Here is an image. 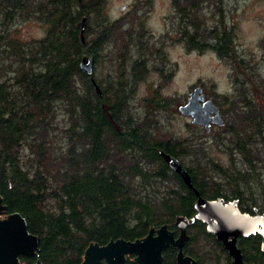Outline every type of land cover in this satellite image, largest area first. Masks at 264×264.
<instances>
[{"label":"trees","instance_id":"16d2710c","mask_svg":"<svg viewBox=\"0 0 264 264\" xmlns=\"http://www.w3.org/2000/svg\"><path fill=\"white\" fill-rule=\"evenodd\" d=\"M208 1L175 0L180 38L195 48L213 39V49L227 56L231 31L226 28L224 0H212L220 22L208 33L191 18ZM105 3L0 0V197L6 214L21 213L29 232L41 237L38 257L20 256L21 263L40 259L43 264H82L91 244L140 240L153 227L174 226L177 216L191 218L195 191L162 152L180 159L201 196L222 192L220 186L208 191L209 184H217L210 181L214 177L208 165L213 171L222 167L203 142L160 141L148 117H135L130 97L147 72L141 34L135 38L129 33L128 44L140 49L132 78L122 70L106 84L96 79L100 52L120 28L105 14ZM31 22L45 27L43 37L22 34ZM84 55L94 59L93 75L81 68ZM147 102L152 109L166 104L163 98ZM221 110L226 117L228 112ZM263 117L261 112L241 115V124L261 119L249 136L243 134L245 125L227 122L213 134L216 143L243 157L246 168L234 172L233 194H239L240 185L252 187L261 176L255 161L262 160L264 151L253 150L251 144L255 134L264 142ZM192 154L197 164L189 167L184 157ZM193 225L200 226L202 235L203 224Z\"/></svg>","mask_w":264,"mask_h":264},{"label":"rangeland","instance_id":"374dc122","mask_svg":"<svg viewBox=\"0 0 264 264\" xmlns=\"http://www.w3.org/2000/svg\"><path fill=\"white\" fill-rule=\"evenodd\" d=\"M174 5V0H106L104 12L120 28L116 31V38L112 37L100 52L96 79L106 84L122 70L131 79L133 63L139 57L140 49L133 46V42L128 44L129 33L133 32L131 34L135 38L141 34L147 72L138 80L130 97L135 117H148L160 141L187 138L193 144L203 142L208 155L222 167V170L213 171L212 165H208L211 168L207 172L214 177L210 181L217 183L209 184L208 191L220 186L221 191L231 194L236 189L234 172L246 168L242 155L239 152L231 154L215 142L213 134L221 129L210 133L204 126L195 129L192 126L197 125L192 124V118L183 115L179 108L188 102L197 86H202L207 97L220 110L222 107L225 113L228 112L226 122L229 126L240 125V117L246 112H261L264 116V0H224L226 28L231 31L230 54L227 56H221L213 49V39H208L206 45H200L202 48L189 46L181 40ZM191 18L199 22L203 31L211 30L220 22L219 7L212 0L208 1ZM191 31L194 33V28ZM22 34L41 38L45 35V27L31 22ZM150 98L156 101L165 99V107L152 109L147 102ZM260 120L252 125L243 122L241 125L246 126L243 134L249 136L253 133ZM259 137L255 134L251 146L253 150L263 152L264 142ZM195 155L184 157L187 166H196L197 163L191 160ZM261 159L255 161L261 176L254 180L264 185V154H261ZM259 185H253V197L262 204L264 193ZM238 187L243 188L242 185ZM249 194L251 196L252 192Z\"/></svg>","mask_w":264,"mask_h":264},{"label":"water","instance_id":"95a60500","mask_svg":"<svg viewBox=\"0 0 264 264\" xmlns=\"http://www.w3.org/2000/svg\"><path fill=\"white\" fill-rule=\"evenodd\" d=\"M87 18H83L81 23V34L85 30ZM81 68L90 75L94 73V59L89 55H84L81 59ZM97 90L99 86L92 78ZM179 110L187 117L192 118L193 125L204 126L207 131L210 130L212 123L219 126L224 124L222 113L219 106H217L212 99H207V94L202 86H197L190 94L188 102L181 105ZM165 161L169 166L177 172L183 181L195 191L197 200L195 202V209L197 211L196 219L207 222L210 217H214L216 224H211V231L218 234L221 239L229 234H238L242 230L247 229V224L251 219L247 215L240 216L244 222L239 225L235 219L228 216V212L211 211L210 207L214 203L201 196L198 189H196L192 182V177L188 170L183 166L180 159L177 157L162 152ZM7 207L3 204V199L0 197V264H22L19 261L20 256L37 258L41 237L29 232L27 222L21 213L6 214ZM191 223L188 217L179 216L176 219V225L181 229V236L175 241L173 234H168V225L165 224L157 230L158 235H154L155 228H152L144 239L136 241H128L125 239H117L110 241L107 245H100L98 243L91 244L85 253V259L82 264H127L126 256L129 254L136 255V261L139 264H162V252L171 243L176 244L180 249L179 260L180 264H186L190 258H184L182 247L186 241V227ZM248 232V231H244ZM237 257V262L240 263V255L233 250V245H229ZM35 264H43L39 259ZM195 264V263H193Z\"/></svg>","mask_w":264,"mask_h":264},{"label":"flooded vegetation","instance_id":"af4514ba","mask_svg":"<svg viewBox=\"0 0 264 264\" xmlns=\"http://www.w3.org/2000/svg\"><path fill=\"white\" fill-rule=\"evenodd\" d=\"M174 8L177 14V19L179 20V14L175 5ZM207 99L209 98L207 97ZM220 112L222 113L224 124L219 126L216 123H212L210 130L207 132L210 133L217 128H223L226 125V117L221 110ZM258 182L259 180H254L252 185L257 186L261 184ZM252 187L243 186V188H239V194H233L234 192L228 194L222 191L217 196L204 197L212 202H218L220 200V202L214 203V205L210 207L211 211L226 210V212L229 213L228 216L235 219V221L242 226H244V222L240 219V216L247 215L250 217L252 223H250V220L246 222L247 229L244 231L248 232L242 230L238 234H229L226 237H222L224 239H221L218 234L211 231L210 228L211 224L217 223L216 219L212 216L207 222L197 220V211L195 209L193 216L189 218L191 223L186 227L187 238L182 247L183 257L190 258L189 261H185L186 264H264V196L262 197L263 203H257L258 198L253 197ZM259 187L263 189L262 191L264 193V185H259ZM250 192H252V197L249 196ZM195 221H199L203 224L204 231L202 235L198 233V230L200 231V226L196 227L193 225ZM167 225L168 234L172 233L175 241H177L181 236L180 227L176 225V221L174 226L170 224ZM161 226L153 227L156 229L154 235H158L157 230L161 228ZM145 237L141 238V240ZM229 245H233V250L240 255V263L237 262V257L230 249ZM200 246L201 248H198ZM180 251L181 249L176 244L171 243L162 252V264H180ZM132 262L139 264L136 261V255H127L126 263L132 264ZM103 263L105 264L106 261L103 260Z\"/></svg>","mask_w":264,"mask_h":264}]
</instances>
